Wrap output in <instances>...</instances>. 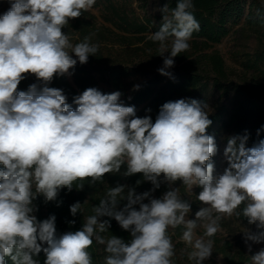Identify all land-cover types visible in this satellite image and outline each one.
I'll use <instances>...</instances> for the list:
<instances>
[{"label": "clouds", "instance_id": "obj_1", "mask_svg": "<svg viewBox=\"0 0 264 264\" xmlns=\"http://www.w3.org/2000/svg\"><path fill=\"white\" fill-rule=\"evenodd\" d=\"M7 3L0 14V264H6V257L13 264H40L35 257L42 251L44 264H93L89 248L94 241L104 246L103 264H176L175 232L170 230L178 227L183 229L179 239L191 249L187 259L203 264L213 253L221 220L241 214L260 229L243 231L249 251L264 242V139L248 147L247 130L229 137L224 149L227 167L217 177L212 157L218 149L207 133L213 121L205 101L165 102L153 122L149 115L138 117L135 106H126L120 91L105 94L90 87L73 98V109L62 89L48 85L56 76L70 77L77 60L85 64L99 52L94 34L73 44L62 31L96 0ZM160 11L158 30L148 39L158 44L157 55L163 58L158 72L174 80L169 71L174 58L190 49L200 24L193 0H177L174 8L165 4ZM28 75L39 83L18 90ZM262 131L264 126L257 136ZM122 166L126 170L121 173ZM109 173L142 174L152 188L137 193L134 187L117 184L88 215L87 201L73 203L71 215H83L82 227L74 232L57 235L55 215L38 220V197L59 206L62 190L81 191L86 181L103 183ZM177 181L188 191L202 189L196 198L205 206L195 218H188L191 205L173 187ZM162 185L168 190L155 198L153 193ZM121 201L126 203L118 207ZM242 204V212L237 211ZM111 219L130 233L127 242L104 235ZM197 228L202 235L196 234ZM250 264H264V248L250 257Z\"/></svg>", "mask_w": 264, "mask_h": 264}, {"label": "trees", "instance_id": "obj_2", "mask_svg": "<svg viewBox=\"0 0 264 264\" xmlns=\"http://www.w3.org/2000/svg\"><path fill=\"white\" fill-rule=\"evenodd\" d=\"M99 1V0H98ZM107 3L113 16H107V20L113 21L122 30L133 34H145L158 30L162 20V12L157 16L146 15L142 21L130 20L127 15L120 14L112 3V0H103ZM142 7H146L148 0H139ZM160 9L168 4L170 8L176 6L177 0H158ZM100 2V1H99ZM96 2L94 6L99 5ZM194 16L200 24V31L193 34V50L179 54L180 60L185 61L183 66L173 72L175 79L163 76L160 73L144 72L145 80L140 83L138 90H130L131 83L129 78L134 74V70L125 64H116L107 60L102 49V42L108 37V28L98 26L94 19L95 16L90 11L82 13L79 18L70 19L66 27L62 29L65 34L75 37L76 43L82 41L85 36L92 35V42L100 45L96 56H89L88 62L77 64L72 69L74 80L69 76L53 78L49 87L59 88L67 97L73 109L76 105L73 98L81 94L90 87H95L105 94L114 91L122 93L121 101L126 106H135L138 117L151 116L153 122L159 113L160 107L168 101L178 99H196L210 102L212 90L218 91L219 98L214 104L213 111L209 112V118L213 121L207 129V133L214 136L217 145V153L212 157L213 163L218 160L221 151L222 140H227L234 135H243L245 130L250 134L247 143L248 147L253 146L260 139H264V131L257 136V130L264 126V97L257 94L258 86L254 81L243 80L236 82L231 80L225 66L224 59L218 52H208L213 44L220 42L230 31L243 19L250 29L264 33V4L260 0H193ZM155 22V23H154ZM74 59H77L73 55ZM260 63H264V49L257 51L256 58L246 63L249 69L259 70ZM87 64H98L102 68L99 75L88 68ZM138 69V68H137ZM136 69V70H137ZM264 80V69L259 70ZM39 83L34 75L27 78L18 85V90L26 91L29 85ZM102 83V84H101ZM150 109L151 111H147ZM3 166L0 165V168ZM126 170L122 166L121 173ZM141 180L140 185L136 181ZM117 184L134 187L137 193H143L152 188L150 182L143 181L142 174H135L124 177L117 174H105L103 183L90 185L87 181L83 190L67 192L66 189L59 193L57 198L62 203L57 206V202H44L42 196L38 197L34 204L38 207L35 213L38 220L48 218L50 215L56 216L57 235L67 231H77L82 227L83 215L78 213L73 217L70 213V205L79 201L84 204V215L90 214L92 206L98 205L99 200L104 196L108 188L115 187ZM175 184L185 189V186L177 181ZM168 190L167 185H162L154 193L159 198ZM153 193V194H154ZM126 201H121L118 207H123ZM242 204L239 211L242 212ZM138 208V206H137ZM240 218L243 222H248L242 214ZM103 219H109L104 217ZM75 220L76 223L70 224L69 221ZM111 227L104 235H115L127 242L131 237L130 233L123 230L114 220H110ZM174 231L173 238L182 235V227ZM227 249L225 248L224 251ZM93 258V264H103L106 253L104 246L95 241L89 248ZM44 264L46 259L43 251L35 257ZM6 264H13L10 257H6ZM244 261V260H243Z\"/></svg>", "mask_w": 264, "mask_h": 264}, {"label": "rangeland", "instance_id": "obj_3", "mask_svg": "<svg viewBox=\"0 0 264 264\" xmlns=\"http://www.w3.org/2000/svg\"><path fill=\"white\" fill-rule=\"evenodd\" d=\"M100 1V2H99ZM96 0L99 5L93 6L90 10L95 16V23L100 26L108 28L107 39L102 42V49L108 61L116 64H125L130 66L134 70V74L129 78L131 83L130 90L134 89V86L140 85L145 80L144 72L159 73L158 68L163 65V58L157 55L158 44L150 41L148 36L150 33L145 34H133L126 32L119 28L113 21L107 20V16H113V12L108 8L107 3L103 0ZM262 1V0H260ZM112 3L118 9L120 14L127 15L130 20L142 21L148 14L157 16L160 12L158 0H148L147 6L144 8L139 0H112ZM9 7L7 0H0V14L6 11ZM72 43L75 44V37H71ZM190 49L193 50V40L190 42ZM264 49V33L261 31H255L250 29L246 25L244 19L237 24L230 33L224 37L220 42L213 44L208 52H218L224 59L227 73L231 80L236 82H243V80L254 81L257 88V94L264 97V80L261 76L260 69H264V63H260L259 70L249 69L246 65L252 59L256 58V53L259 50ZM72 55H75L74 53ZM175 65L169 69L170 72H175L181 68L185 61L180 60V56L174 58ZM96 77L99 75V70L102 68L98 64H87ZM138 68V69H137ZM137 69V70H136ZM70 72L73 73L72 69ZM74 80L73 74L69 77ZM102 84V83H101ZM219 92L212 90L209 112L213 111L214 104L219 98ZM225 139L222 140L221 151L218 156V160L214 163V176H219L223 173L227 167V161L224 158V149L226 147ZM173 187L180 189L181 198L191 205V211L188 218H195V212L205 205L197 200L199 192L202 190L199 187H194L192 191L182 189L181 186L175 184ZM155 198L156 193L153 194ZM147 202V201H145ZM239 211V209H237ZM221 231L218 232L215 237V246L211 257L203 262V264H250V257L258 252L261 248H264V242L260 244H253L251 251H249L243 238V231L245 229L252 232H258L260 229L255 224H249L243 222V220L235 215L232 217H225L221 220ZM203 230L201 228L196 229V234L202 235ZM180 236L173 238L175 245L176 255L174 259L176 264H191L187 259V252L191 251L190 248L181 241ZM227 249L224 251V249ZM184 255H181V251L185 250ZM244 260V261H243Z\"/></svg>", "mask_w": 264, "mask_h": 264}]
</instances>
